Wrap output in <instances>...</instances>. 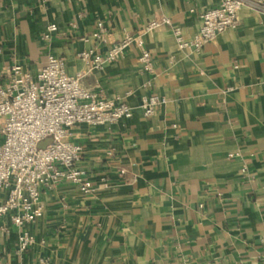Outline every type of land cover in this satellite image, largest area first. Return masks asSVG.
Segmentation results:
<instances>
[{
  "label": "crops",
  "instance_id": "0c3cea01",
  "mask_svg": "<svg viewBox=\"0 0 264 264\" xmlns=\"http://www.w3.org/2000/svg\"><path fill=\"white\" fill-rule=\"evenodd\" d=\"M219 2L0 0V79L14 64L36 75L53 54L87 73L84 86L134 108L117 124L74 128L97 190L46 188L42 216L25 226L37 243L19 251L18 229L0 230V264H264V12L242 9L239 26L201 50L181 48L173 30L194 36ZM162 18L170 25L141 34ZM126 35H141L152 71L137 42L88 71L83 50L105 54ZM151 95L166 102L146 117Z\"/></svg>",
  "mask_w": 264,
  "mask_h": 264
},
{
  "label": "built area",
  "instance_id": "2783aa9c",
  "mask_svg": "<svg viewBox=\"0 0 264 264\" xmlns=\"http://www.w3.org/2000/svg\"><path fill=\"white\" fill-rule=\"evenodd\" d=\"M244 8L264 12V0H220L200 12L201 25L194 36L189 38L182 28H173L178 45L201 50L227 29L237 28ZM161 24L170 25V20L155 19L141 34ZM57 30V24H50L43 37L50 39ZM105 32L106 27L99 22L94 36L100 38ZM133 42L141 47V35H126L105 54L83 50L80 56L88 71L101 70L123 58ZM138 61L144 71L153 70L154 60L148 50L142 48ZM86 74L69 73L65 59L51 54L36 75L21 64H14L0 79V230L8 233L11 225L18 229L19 251H27L37 243L25 226L42 216L46 188L65 182L77 185L85 194L97 190L80 165L83 146L72 140L74 128L79 124L108 126L133 116L134 108L120 95L107 97L84 86L82 79ZM165 102L166 98L151 95L142 98L140 107L150 117ZM47 138L51 142L40 147ZM108 155H113V151ZM102 181L106 184V177ZM46 263L40 259L39 264Z\"/></svg>",
  "mask_w": 264,
  "mask_h": 264
},
{
  "label": "water",
  "instance_id": "95a60500",
  "mask_svg": "<svg viewBox=\"0 0 264 264\" xmlns=\"http://www.w3.org/2000/svg\"><path fill=\"white\" fill-rule=\"evenodd\" d=\"M51 142V138H47L43 141L40 142L39 146L40 147H45L47 144H49Z\"/></svg>",
  "mask_w": 264,
  "mask_h": 264
}]
</instances>
